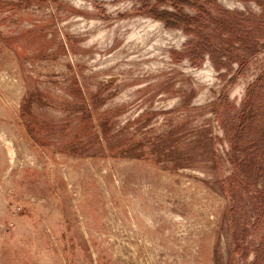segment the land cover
Returning a JSON list of instances; mask_svg holds the SVG:
<instances>
[{
    "label": "rangeland",
    "instance_id": "rangeland-1",
    "mask_svg": "<svg viewBox=\"0 0 264 264\" xmlns=\"http://www.w3.org/2000/svg\"><path fill=\"white\" fill-rule=\"evenodd\" d=\"M0 264H264V0H0Z\"/></svg>",
    "mask_w": 264,
    "mask_h": 264
},
{
    "label": "trees",
    "instance_id": "trees-1",
    "mask_svg": "<svg viewBox=\"0 0 264 264\" xmlns=\"http://www.w3.org/2000/svg\"><path fill=\"white\" fill-rule=\"evenodd\" d=\"M173 18L176 19V21L178 20V18H177L176 16H174ZM177 23H178V22H177ZM241 44L244 46V43H243V42H242ZM250 51H251V54H252V55L255 54V53H256V49H255V47H250ZM252 55H251V56H252ZM251 56H250V57H251ZM250 57H248V59H250ZM246 59H247V58H246Z\"/></svg>",
    "mask_w": 264,
    "mask_h": 264
}]
</instances>
